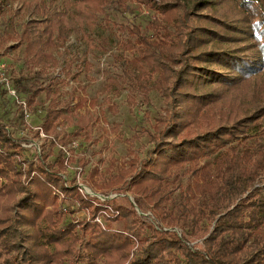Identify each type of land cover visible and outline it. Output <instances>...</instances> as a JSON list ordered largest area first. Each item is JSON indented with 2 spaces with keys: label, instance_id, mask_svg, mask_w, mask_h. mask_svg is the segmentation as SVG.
Returning a JSON list of instances; mask_svg holds the SVG:
<instances>
[{
  "label": "trees",
  "instance_id": "1",
  "mask_svg": "<svg viewBox=\"0 0 264 264\" xmlns=\"http://www.w3.org/2000/svg\"><path fill=\"white\" fill-rule=\"evenodd\" d=\"M127 1L22 0L28 19L10 35L0 0V47L24 48L13 86L29 110L45 94L34 131L49 146L23 171L29 141L0 122V264H264V0H137L152 12L146 24L113 23L107 9L126 11ZM99 17L108 37H122L106 72L109 109L122 91L129 106L150 105L153 91L162 99L146 154L131 149L120 167L94 165L82 179L100 173L98 193H116L105 201L67 177L73 139L93 140L101 120L97 97L77 81L90 64L77 54L65 61L70 92L54 75V51L66 53L73 34L91 45Z\"/></svg>",
  "mask_w": 264,
  "mask_h": 264
},
{
  "label": "rangeland",
  "instance_id": "2",
  "mask_svg": "<svg viewBox=\"0 0 264 264\" xmlns=\"http://www.w3.org/2000/svg\"><path fill=\"white\" fill-rule=\"evenodd\" d=\"M4 6L7 15L1 19V29L3 33L6 32L11 35L18 31L20 24L26 21L28 16L24 11L22 0H4ZM125 7L126 11H122L120 9L122 6L119 5L107 9L113 23L117 25L132 22L146 24L152 15V12L146 9L145 5H140L137 0H128ZM100 20L101 17L97 19L96 27L87 32L86 38L91 40V45H88L86 39L78 40V37L73 34L67 42L68 50L66 53L62 49L60 50L61 53L58 54L56 50L54 51L60 62V66L54 72V75H59L58 86L62 91L70 92L75 83L68 78L65 79V75L61 72L65 61L73 54H77L80 59H85L90 64L89 70H85L84 67L79 69L77 81L81 86H84L83 94L88 98L97 97L98 106L101 110V120L94 128L93 140L88 141L83 137L73 139L70 146L75 149L78 156L70 162L67 177L68 179H75L81 193L105 201L116 197V193H109L108 196L98 193L96 184L101 182L100 173L94 177L93 181H89V184L84 183L82 179L94 165L99 166L101 173L105 168L108 169L110 164L115 165L116 168L120 167L124 164L131 149L140 157H143L151 147L147 130L151 129L150 124L154 123L161 110L162 99L153 91L150 94V105L142 104L141 98H138L137 105L129 106L126 103V91H122L118 97H113L111 100V103L116 105L117 112L114 113L109 109L105 101L107 97L111 96L105 91L106 72L114 71L116 68L113 64V57L122 52V48L121 50L118 48V42L122 37H119L118 32H116V36L108 37V28L102 24L98 25ZM14 43V41H10L4 47H0V68L8 82L7 84L6 82L0 84V122L4 123L15 137L28 139L29 142L23 143L27 150L23 156L16 158L20 161L19 168L26 171L29 161L24 159L29 158L33 162L36 161V157L33 156L34 153L37 154V149H35L37 145L40 152L43 151L42 147L45 151L49 149L48 143L43 145L45 134L39 131L38 135L35 136L34 131L41 123L47 100L45 94L41 92L37 96L38 105L36 107L30 110L21 107V99L24 100V94L14 88L11 71L17 73L22 69L21 57L24 48L23 46L16 49L11 48L10 46ZM12 89L15 90V94H11L9 91ZM78 90L77 92L82 94ZM114 126H118L115 131L113 130ZM74 129L73 125L67 128L69 132L74 131ZM58 148H54L53 151L55 152ZM54 157L55 155H51L48 160H53ZM30 175H33V172ZM119 197L122 198L121 195ZM128 200L141 218L143 217L147 222L155 223L149 212L142 213L139 211L131 196H128ZM120 201L126 204L123 199H120ZM71 216L73 215H68L67 218L71 219ZM74 216L85 218L87 215L83 211H78ZM97 221L106 224L102 218H98ZM110 226L114 229L120 228L121 223L113 222L110 223ZM174 230L178 232V235H181L177 229ZM193 242L199 244L201 239H194Z\"/></svg>",
  "mask_w": 264,
  "mask_h": 264
},
{
  "label": "built area",
  "instance_id": "3",
  "mask_svg": "<svg viewBox=\"0 0 264 264\" xmlns=\"http://www.w3.org/2000/svg\"><path fill=\"white\" fill-rule=\"evenodd\" d=\"M3 82H6V84L8 83L7 82V78L4 76V73L1 71V68H0V84L3 83ZM11 92V94H15V90H9ZM21 103L23 104L24 108H25V102L23 99H21ZM42 136H44V134H42ZM37 149L36 152L39 154L40 153V148H38V145L37 147L35 148Z\"/></svg>",
  "mask_w": 264,
  "mask_h": 264
}]
</instances>
